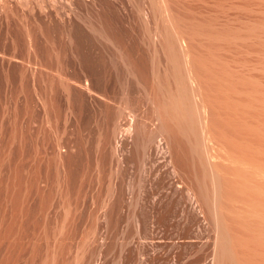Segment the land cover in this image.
Masks as SVG:
<instances>
[{"label": "rangeland", "instance_id": "1", "mask_svg": "<svg viewBox=\"0 0 264 264\" xmlns=\"http://www.w3.org/2000/svg\"><path fill=\"white\" fill-rule=\"evenodd\" d=\"M254 170L264 0H0V264H217Z\"/></svg>", "mask_w": 264, "mask_h": 264}, {"label": "bare ground", "instance_id": "2", "mask_svg": "<svg viewBox=\"0 0 264 264\" xmlns=\"http://www.w3.org/2000/svg\"><path fill=\"white\" fill-rule=\"evenodd\" d=\"M190 79L195 82L194 76L191 75ZM194 92L197 94L195 88ZM172 104L179 116L183 130L192 131L198 125L199 128L202 125V131L209 125L210 112L207 111L206 106L204 104L196 105L187 98L185 93L174 98ZM204 114L208 120L207 123L205 122V127L203 126ZM201 139L203 142L202 134ZM206 155H208L209 161L217 158L210 154L209 148ZM243 178L245 179L246 193L249 191V196L246 194L243 204L246 210L237 208L232 212L234 218L230 224L225 222L223 215L219 214L221 217H216V224L218 223L220 232L217 264H264V170L248 172L247 178L244 175L241 179Z\"/></svg>", "mask_w": 264, "mask_h": 264}]
</instances>
